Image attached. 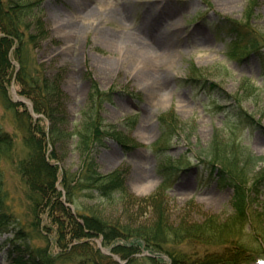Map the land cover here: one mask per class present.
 <instances>
[{
  "label": "rangeland",
  "instance_id": "rangeland-1",
  "mask_svg": "<svg viewBox=\"0 0 264 264\" xmlns=\"http://www.w3.org/2000/svg\"><path fill=\"white\" fill-rule=\"evenodd\" d=\"M120 2L45 0L42 14H38L41 31L31 28L42 34L35 59L45 77L58 83L67 114L68 126H61L53 135L59 147L53 156L61 161L48 159L57 169L56 189L62 192V175L82 170L87 125L96 115L102 130L112 132L126 146L108 139L94 156V169L101 176L120 173V194L110 186L114 190L111 199L76 193L74 204L64 205L72 214L83 212L110 224L145 231L151 230L163 212L174 226H198L216 216L222 228L219 233L226 231L227 243H186L175 248L190 254L187 259L192 262L211 254H235L238 245L249 256L253 253L264 259V131L252 129L239 117L243 114L247 122L264 128V0H132L125 19L109 14ZM149 10L160 21V28L169 32L168 37L180 43L173 52L140 65L139 54L114 44L108 34L134 33ZM166 12L172 15L166 17ZM10 58L17 70L13 52ZM154 74L163 78L153 85L147 76ZM13 80L8 97L31 112L35 130L47 133L48 121L32 112L30 101L18 94ZM100 93L113 95L111 101L101 103ZM161 115H168L178 129V138L175 135L169 143H158ZM13 119L0 99V129L12 137L13 144V158L0 157V174L8 191L9 220L11 215L23 225L36 221L33 206L24 196L18 161L25 149ZM50 152L48 149L47 155ZM214 156L219 165L208 167L205 161L216 159ZM254 160L257 163L251 166ZM163 167L173 172L172 180L176 178L166 189L161 186ZM223 169L242 182L240 191L248 196L247 202L242 196L245 214L236 209L239 201L234 186L219 176L225 174ZM258 172L263 175L258 177ZM141 188L145 192L137 193ZM39 216L35 228L44 239L36 245L47 246L52 256H58L55 229L46 213ZM12 236V232L0 233V264H9L7 245ZM88 241L118 264L126 261L112 253L113 247L132 242L108 245L100 236ZM141 254L156 257L148 251ZM161 258L171 264L168 256Z\"/></svg>",
  "mask_w": 264,
  "mask_h": 264
},
{
  "label": "trees",
  "instance_id": "trees-1",
  "mask_svg": "<svg viewBox=\"0 0 264 264\" xmlns=\"http://www.w3.org/2000/svg\"><path fill=\"white\" fill-rule=\"evenodd\" d=\"M44 1L0 0V99L4 108L13 114V120L22 132L25 155L18 161L19 173L23 181L24 196L33 206V215L36 221L22 225V223L13 220L11 215V220H9L8 215L11 212L6 203L8 191L4 188V179L0 174V233H13L12 238L8 241L9 264H118L112 261L110 256L102 255L88 241L98 236L102 237L108 245L116 241L132 240L129 246L119 244L112 249L113 254L126 261L125 264H166L161 255L168 256L171 264H249L254 255L252 253L249 256L243 245H236L238 248L235 254H211L193 262L187 259L190 258V254H183L177 249L186 243L209 246L227 243L224 240L226 231L224 233L222 230L219 233V229L222 228L218 226L220 222L216 216L198 226L189 227L186 224L174 226L170 223L167 213L165 215L163 212V214L160 213V220L154 224L151 230L145 231L142 228L132 229L130 226L110 224L83 212L69 213L68 206L66 207L64 204L73 205V196L75 197L76 193H81L80 195L82 193L97 194L105 199H111L114 190L110 186L114 187L117 193L122 192L120 173H114L109 177L101 176L94 169V156L100 148L105 146L108 139L117 141L123 148L126 146L112 135V132L102 130V121L96 115L93 122L87 125L86 133L89 135L84 142V151L87 155L82 170L78 173L62 175L60 183L64 195L56 189L57 169L55 165L48 162V159L50 157L52 160L61 161L53 156L59 149L53 135L57 129H61V126L64 128L66 125L68 126V122L67 114L60 101L58 83L45 77L41 65L35 59L39 38L42 34L39 36V32L38 34L31 32V28L40 30L41 22L38 14H42ZM231 24L234 27V23L231 22ZM238 34L244 39V36L239 32ZM11 52L18 63L17 70L11 63ZM12 79L18 86V94L30 101L32 112L44 116L48 121L49 130L47 133L42 129L35 130L31 112L8 97L7 89ZM112 96L100 93V102H110ZM19 107L22 110H19ZM239 117L245 125L252 129L259 128L264 131V128L259 124L256 126L253 121L247 122L249 120L245 115L242 114ZM159 123L162 137L158 143H169L175 135L178 138V129L170 121L168 115H161ZM76 137L79 138L77 134ZM11 140L12 137L0 129V157H7L8 160L13 158ZM48 149L52 151L49 155H47ZM214 157L216 159L205 161L208 167L216 168L219 165L216 162V160L220 161L219 158ZM255 160L251 161V166L256 165L257 161ZM261 162L264 163V161ZM166 171L169 170L165 167L161 170L164 177L161 186L165 189L169 188L176 179L172 180L173 172L170 171V175L166 176ZM221 171L225 174L219 176L224 181L228 179V182L235 188V198H238L239 201L236 209L245 214V199L242 198L244 194L240 191L242 182L231 172L224 169ZM255 175L262 176L263 172L255 173ZM260 179L257 183H260L262 180ZM117 181L118 186L114 185ZM61 198H64V203L60 200ZM244 198H246L245 195ZM146 203L148 204V202ZM44 213L48 215V219L55 229V240L60 250V254L55 257L52 256L53 254L47 246L36 245L37 241L44 239L36 229L39 225V215ZM12 225L17 228L8 231V227ZM145 251L156 255V257L140 256Z\"/></svg>",
  "mask_w": 264,
  "mask_h": 264
},
{
  "label": "bare ground",
  "instance_id": "bare-ground-1",
  "mask_svg": "<svg viewBox=\"0 0 264 264\" xmlns=\"http://www.w3.org/2000/svg\"><path fill=\"white\" fill-rule=\"evenodd\" d=\"M132 0H121L120 4L113 8L109 14L113 17L125 19L130 10ZM170 12L164 13V16L169 17ZM171 24H175V20L169 19ZM134 33L127 34H108V39L114 44H121L122 47L131 54L137 55L140 58L139 64L161 57L166 53H171L179 45L178 39H170L169 32L160 28V22L155 15L149 10L143 14L140 24L135 29ZM162 75H148L147 80L151 84L157 83L162 79ZM153 82V83H152ZM154 85V84H153ZM145 188L137 190V193H144Z\"/></svg>",
  "mask_w": 264,
  "mask_h": 264
}]
</instances>
